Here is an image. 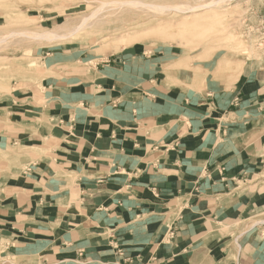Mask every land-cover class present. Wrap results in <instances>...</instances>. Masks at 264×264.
Returning <instances> with one entry per match:
<instances>
[{"label": "crops", "instance_id": "crops-1", "mask_svg": "<svg viewBox=\"0 0 264 264\" xmlns=\"http://www.w3.org/2000/svg\"><path fill=\"white\" fill-rule=\"evenodd\" d=\"M53 72L0 111V264H264L263 77L190 91L146 51Z\"/></svg>", "mask_w": 264, "mask_h": 264}, {"label": "rangeland", "instance_id": "rangeland-1", "mask_svg": "<svg viewBox=\"0 0 264 264\" xmlns=\"http://www.w3.org/2000/svg\"><path fill=\"white\" fill-rule=\"evenodd\" d=\"M141 1L191 7L218 0ZM98 4L97 0H0L1 113L12 114L10 105L4 107L21 84L40 86L55 75L53 69H88L90 62L131 51L158 58L165 81L190 91H229L248 73L264 78V0H223L186 14L127 5L107 10L102 24L85 26L77 35L56 40L31 37L29 31L49 28L68 32ZM116 39L121 44L118 52ZM23 149L20 144L11 147L3 158L14 161L12 157L21 156ZM256 222L254 218L246 224Z\"/></svg>", "mask_w": 264, "mask_h": 264}, {"label": "bare ground", "instance_id": "bare-ground-1", "mask_svg": "<svg viewBox=\"0 0 264 264\" xmlns=\"http://www.w3.org/2000/svg\"><path fill=\"white\" fill-rule=\"evenodd\" d=\"M97 1L99 2L97 7H95L88 16H85L80 24L74 25L73 27H71V29H69L68 32H60L59 29L49 28V29H44L42 31H32V32L29 31L31 33V37L38 38V39H46V40H56V39H61V38H66V37H69V36L77 35V34H79V32L81 30L84 29L85 26L93 27L96 23L102 24L104 19H105V17H106L105 12L107 10L118 9V8H121V7H124V6H127V5H131V6H145V7H150V8H156L157 10H160L162 12L175 11L176 13L186 14V13H190V12H196L198 10V8L201 7V6H203V9H210L212 7H215L217 4H219L223 0L212 1V2H209V3H206V4H201V5L191 6V7L190 6H183V5H173V6H171V5H155V4L143 2L141 0H114V1L97 0ZM112 4H116L117 7L116 8H111ZM200 9H202V8H199V10ZM91 19H95V22L89 23V21ZM29 32L21 31L19 33L21 35H26ZM13 33L15 34V32H13ZM16 33L18 34V32H16ZM11 34L9 36H11ZM109 35H111V34L108 33L107 36H109ZM98 39H100V38H98ZM1 41H4V38L0 39V42ZM117 41H118V39H116V42H115L116 43L115 44V46H116L115 50L118 52L121 49V47H120L121 44H120L119 41L118 42ZM163 83H164V81H163ZM158 89H159V87H158Z\"/></svg>", "mask_w": 264, "mask_h": 264}]
</instances>
